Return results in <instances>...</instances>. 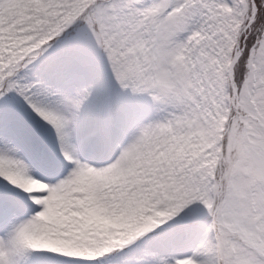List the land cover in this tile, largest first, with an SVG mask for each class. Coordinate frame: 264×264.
<instances>
[{
	"label": "snow or ice",
	"instance_id": "snow-or-ice-1",
	"mask_svg": "<svg viewBox=\"0 0 264 264\" xmlns=\"http://www.w3.org/2000/svg\"><path fill=\"white\" fill-rule=\"evenodd\" d=\"M0 264H264V0H0Z\"/></svg>",
	"mask_w": 264,
	"mask_h": 264
}]
</instances>
